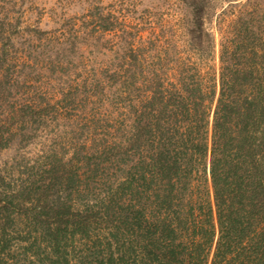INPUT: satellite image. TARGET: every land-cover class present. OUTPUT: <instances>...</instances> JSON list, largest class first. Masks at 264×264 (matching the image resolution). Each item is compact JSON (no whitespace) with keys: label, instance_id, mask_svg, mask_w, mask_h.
Returning a JSON list of instances; mask_svg holds the SVG:
<instances>
[{"label":"trees","instance_id":"1","mask_svg":"<svg viewBox=\"0 0 264 264\" xmlns=\"http://www.w3.org/2000/svg\"><path fill=\"white\" fill-rule=\"evenodd\" d=\"M254 19L240 16L233 35L222 36L212 110L214 85L206 92L192 76L182 83L183 95H166L156 83L139 103L124 140L136 161L115 187L95 191L88 175L79 191L77 173L55 160L43 171L44 184L10 191L11 199L23 194L33 204L16 237L23 249L67 264L78 238L84 242L78 264H264V23ZM193 46L198 55L210 51ZM128 152L121 153L124 164ZM57 185L63 195L49 198ZM3 216L2 252L11 240L5 233L11 214Z\"/></svg>","mask_w":264,"mask_h":264},{"label":"rangeland","instance_id":"2","mask_svg":"<svg viewBox=\"0 0 264 264\" xmlns=\"http://www.w3.org/2000/svg\"><path fill=\"white\" fill-rule=\"evenodd\" d=\"M240 16L263 24L264 0H0V206L11 214L0 264H49L16 239L33 204L10 191L44 184L55 160L77 173L79 191L88 175L95 191L115 187L136 161L124 140L156 83L166 95H183L191 76L206 92L214 85L213 109L222 36L233 35ZM197 43L210 51L198 55ZM62 189L46 193L61 197ZM83 243L76 238L67 264H78Z\"/></svg>","mask_w":264,"mask_h":264}]
</instances>
